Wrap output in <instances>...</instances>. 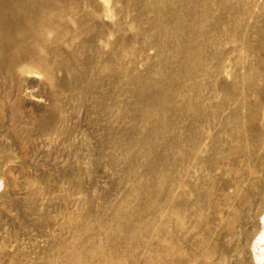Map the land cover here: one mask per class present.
I'll list each match as a JSON object with an SVG mask.
<instances>
[{
	"label": "rangeland",
	"instance_id": "374dc122",
	"mask_svg": "<svg viewBox=\"0 0 264 264\" xmlns=\"http://www.w3.org/2000/svg\"><path fill=\"white\" fill-rule=\"evenodd\" d=\"M3 3L0 264H255L264 0Z\"/></svg>",
	"mask_w": 264,
	"mask_h": 264
},
{
	"label": "clouds",
	"instance_id": "9594fccd",
	"mask_svg": "<svg viewBox=\"0 0 264 264\" xmlns=\"http://www.w3.org/2000/svg\"><path fill=\"white\" fill-rule=\"evenodd\" d=\"M253 253L255 264H264V229L261 230L258 241L253 245Z\"/></svg>",
	"mask_w": 264,
	"mask_h": 264
},
{
	"label": "bare ground",
	"instance_id": "6f19581e",
	"mask_svg": "<svg viewBox=\"0 0 264 264\" xmlns=\"http://www.w3.org/2000/svg\"><path fill=\"white\" fill-rule=\"evenodd\" d=\"M0 2H1L0 3V20H1V15L5 11L6 5H4L3 0H1ZM6 33L7 35L0 36V45L4 47L5 52H7L8 48L13 43V41L17 39L16 36L12 34L10 31H6Z\"/></svg>",
	"mask_w": 264,
	"mask_h": 264
}]
</instances>
